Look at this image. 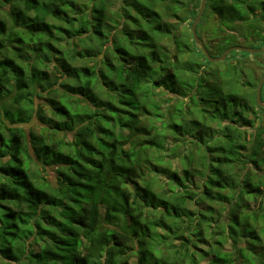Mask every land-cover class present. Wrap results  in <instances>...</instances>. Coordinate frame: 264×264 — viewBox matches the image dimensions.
Segmentation results:
<instances>
[{
  "label": "trees",
  "instance_id": "trees-1",
  "mask_svg": "<svg viewBox=\"0 0 264 264\" xmlns=\"http://www.w3.org/2000/svg\"><path fill=\"white\" fill-rule=\"evenodd\" d=\"M119 1L114 16L110 0H0V264H264L262 73L184 58L167 19L183 1ZM208 12L219 54L264 46V0ZM45 89L50 116L33 103ZM35 115L41 133L20 124ZM165 131L180 169L162 163Z\"/></svg>",
  "mask_w": 264,
  "mask_h": 264
},
{
  "label": "rangeland",
  "instance_id": "rangeland-1",
  "mask_svg": "<svg viewBox=\"0 0 264 264\" xmlns=\"http://www.w3.org/2000/svg\"><path fill=\"white\" fill-rule=\"evenodd\" d=\"M183 1L184 4L183 5V9L178 11V14L181 17V20L176 19L174 17H167V15L165 14V18L167 17V19L172 22L175 25V29H173V31L175 32V39L176 40H185V42L188 44V53L184 55V58L186 57H191L192 59H195L196 61L199 60V62H204L201 58L202 56V51L200 49V46L193 40L192 38V34L190 31V27L191 24L198 12L199 9V5H200V0H181ZM88 3V2H87ZM110 10L113 12V15L116 16L115 14L117 13V9L120 5V1L119 0H110ZM176 2L172 3L173 6H175ZM205 10V9H204ZM200 23L199 28L197 29L198 24ZM198 30L197 35L202 39V41L204 42L205 46L207 47L209 53L213 56V55H217L219 54V50H218V45L220 43H222V32H218L217 31V23H216V19L212 16V14H210L208 12L207 16L204 18H200L197 25H196V32ZM220 34V35H219ZM240 37L242 38V34L240 32H238L236 34V40L239 41ZM246 42L244 43L243 41V45L244 46H248V47H257L255 44L250 43L248 41H250L249 39H245ZM242 41V40H241ZM166 44H168L169 49L173 48V45L169 44L168 42H166ZM72 46L73 49H82L81 47L83 46L81 42H79L77 40V38H73V42H72ZM72 46L71 49H72ZM262 47V46H261ZM260 48V47H259ZM211 51V52H210ZM236 52L234 53H229L226 57V59L222 60V61H218V62H210V64H204V66H202V68H205L207 70H212V69H217V70H222L224 67H226L228 64L230 63H236L237 65H239V61H242V65L244 67H248L251 70H253V72L255 73V75H260L263 70H264V52L262 53H248V54H243L242 51L239 50H235ZM220 55V54H219ZM232 55V56H229ZM30 58L31 60H33V62L35 61H39V58L35 57L34 54H30ZM229 56V57H228ZM83 59H79V64L82 63ZM39 63V62H38ZM40 65V64H39ZM42 67V66H41ZM43 69H45L50 77H51V81L56 82L57 80H61L62 78L58 75V72L53 68V65L49 62V64L46 67H42ZM245 69V68H244ZM52 85V84H51ZM58 84H53V86H57ZM163 95V101H165V105H163V109H165L168 106L167 101L170 103V105L174 102V98L172 96H167L166 94H162ZM51 96V92H49V90H41L39 91V93L36 95V97H33V103L35 105V107L37 108V110L39 109L40 112H44V115L50 116V110H49V106L47 105V97ZM167 100V101H166ZM24 101L21 100L20 104H23ZM5 104L7 107L10 106L11 104V100L10 99H6L4 102L0 103V113L2 114V110L1 107L2 105ZM75 105V104H74ZM255 106V105H254ZM172 107V105H171ZM172 110V109H171ZM166 117L161 116L160 118H156V122L160 125L163 122H165ZM22 126H24V128L28 131V130H32L35 133H41L43 130V127L46 126L47 124L45 122H42L36 115L34 117L31 118L30 121H25V122H21L20 123ZM46 130V129H45ZM164 134H169L166 131L164 132ZM68 135L67 137H70V133L66 134ZM57 137H62L63 134L61 133H57L56 134ZM65 136V135H64ZM166 141L167 143H165V149L163 151V156H162V163L166 162L167 165L171 166L172 170H176V169H180L181 168V162L179 159L178 154H176V152H172L171 150H167L168 147L171 144V135L169 134L166 137ZM190 146V144L187 145H183V143H181V145L178 147V152L182 153L185 151V149H187ZM175 153V155L173 154ZM165 164V163H164ZM32 168L37 169L39 171L40 175H43L45 177H47L48 179H51V181L54 180V168L51 166L47 167V171L45 172V170H41L39 168L38 165L33 164ZM153 175L151 172H148L146 175V178H148V176ZM156 179L159 177L158 175H155ZM157 186H161L163 190L168 191V184L165 183L164 179H157ZM173 187V186H172ZM170 193V192H168ZM203 248L207 247V244L202 243L201 244ZM227 249H230V245L229 243H227L226 245Z\"/></svg>",
  "mask_w": 264,
  "mask_h": 264
},
{
  "label": "water",
  "instance_id": "water-1",
  "mask_svg": "<svg viewBox=\"0 0 264 264\" xmlns=\"http://www.w3.org/2000/svg\"><path fill=\"white\" fill-rule=\"evenodd\" d=\"M205 6H206V0H200L199 9H198V12H197L192 24H191L190 31H191L193 40L200 46V49H201L204 57L209 62L222 61V60L226 59L227 55L233 50H239V51H244V52L254 53V54L264 52V46L260 47V48H256V47H248V46H242V45H231V46L227 47L226 49H224V51L220 55L212 56L209 53L204 42L197 35V32H196V25H197L199 19L201 18L202 14L204 12ZM263 82H264V73L261 75V77L258 81V84H257V89H256V101L261 106H264V103L261 100V94H260V90H261V86H262Z\"/></svg>",
  "mask_w": 264,
  "mask_h": 264
},
{
  "label": "flooded vegetation",
  "instance_id": "flooded-vegetation-1",
  "mask_svg": "<svg viewBox=\"0 0 264 264\" xmlns=\"http://www.w3.org/2000/svg\"><path fill=\"white\" fill-rule=\"evenodd\" d=\"M239 65H240V66L242 65V61H239ZM263 73H264V70H263L262 74H263ZM262 74H261V75H262ZM260 77H261V76H260ZM260 77L258 78V81H259ZM245 79H246V78H245L244 76H241V78H240V82H243ZM258 81H257V83H256V85H255L254 88L249 86V89H250V91L254 90V93H255V96H254L255 102H254V104H253V105H255L254 108H255L259 113H261V115H263L262 117H264V106H261V105L258 104L257 101H256V89H257ZM260 94H261V100H262V102L264 103V82L262 83L261 90H260Z\"/></svg>",
  "mask_w": 264,
  "mask_h": 264
}]
</instances>
